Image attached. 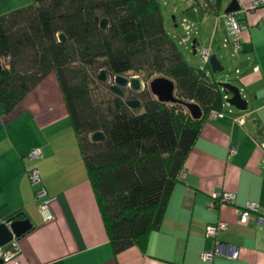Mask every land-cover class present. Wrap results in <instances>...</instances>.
I'll use <instances>...</instances> for the list:
<instances>
[{
    "label": "crops",
    "instance_id": "1",
    "mask_svg": "<svg viewBox=\"0 0 264 264\" xmlns=\"http://www.w3.org/2000/svg\"><path fill=\"white\" fill-rule=\"evenodd\" d=\"M158 1L161 9L168 5L173 12L181 3ZM230 1L225 5L222 0L215 14V36L205 45L220 60V48L230 46L225 42L229 29L224 12ZM237 1L236 12L246 27L240 34L241 49L231 60L239 82L234 84L247 100V109L224 101L221 111L204 117L161 223L149 230L142 244L115 251L56 72L43 77L10 111L0 102V222L21 211L20 219L29 218L33 225L15 238L20 264H264V221L251 213L242 222L239 213L249 202L264 212V5ZM198 44L195 38L193 50ZM36 147L41 156L30 159L27 153ZM32 167L39 169L42 186L53 197L54 217L48 221L38 209V186L28 177ZM213 193L233 197L216 200L211 208L207 203ZM218 220L227 228L215 237L206 236V225ZM231 248L238 251L237 258L229 256ZM217 249L221 253L211 260L202 258ZM9 263L0 259V264Z\"/></svg>",
    "mask_w": 264,
    "mask_h": 264
},
{
    "label": "trees",
    "instance_id": "2",
    "mask_svg": "<svg viewBox=\"0 0 264 264\" xmlns=\"http://www.w3.org/2000/svg\"><path fill=\"white\" fill-rule=\"evenodd\" d=\"M221 2L212 3L216 11ZM203 12L187 7L184 16L197 21ZM93 68L112 76L148 68L149 74L174 81L179 100L150 98L143 112H135L91 75ZM51 71L61 84L115 251L142 244L161 223L204 117L222 110L220 81L208 64L197 67L185 58L158 0H32L1 14L0 102L5 111ZM190 101L201 107L199 119L185 109ZM97 131L104 137L94 140ZM23 216L16 211L6 220Z\"/></svg>",
    "mask_w": 264,
    "mask_h": 264
},
{
    "label": "rangeland",
    "instance_id": "3",
    "mask_svg": "<svg viewBox=\"0 0 264 264\" xmlns=\"http://www.w3.org/2000/svg\"><path fill=\"white\" fill-rule=\"evenodd\" d=\"M209 1L189 0L188 2L189 4H188L187 0H180L181 3L174 12L172 9L169 8L168 5H162V11L164 13L165 24L168 31L177 42V45L181 50V52L184 54L185 58L192 65L197 67H202L205 65L204 61L200 56V51L203 48V46L208 44L207 41L210 38V36L212 38H214L215 36L214 34H212V30L214 28L213 25L215 21V14H217L219 10L216 11V9H214V6L212 5L214 0H209ZM224 2H225L224 4L226 5L228 3V0H224ZM30 3H32V0H0V15L12 11L16 8L29 5ZM192 5L196 7V10L198 9V7L203 9L204 12L207 13L205 15L207 16V18L201 17L200 21L198 20L195 21V23L192 24V33L190 34L189 37L190 39L184 43H181L180 42L181 39L187 36L186 30L182 27L181 17L184 15L183 14L184 9H186L187 7H191ZM175 20L179 25L175 26L176 23ZM220 28H221V20H220ZM195 38H198L199 44L196 47L197 51L194 53L192 45ZM216 38L217 39L215 42H219L220 41V40L218 41L219 36H216ZM231 56H232V49L230 46H227L225 48H220L219 57L221 58L222 63L224 65V70L222 72H217L216 74L214 73V77H216V79L218 80H220L221 78L227 81L229 80L233 82V84L234 83L239 84V82L236 79L238 75L234 72V63H232ZM89 71L91 75L94 76L99 82H102L106 85H110L114 83V76L110 75L104 68L101 69L93 68V69H89ZM102 71H105L106 73V79L104 80L99 78V75ZM149 73L150 71L148 68H143L140 69L139 71H129L124 74L129 77L136 76L142 82V87L140 90H134L130 86L123 88L124 94L122 95V97L125 100L128 99L140 100L141 105L137 108H133L135 112H143L144 111L143 102L150 98L156 97L152 93L149 83L151 82L152 79L163 75L159 73H152V74ZM175 95L178 96V91L176 88H175ZM185 109L188 110L187 107H185Z\"/></svg>",
    "mask_w": 264,
    "mask_h": 264
},
{
    "label": "built area",
    "instance_id": "4",
    "mask_svg": "<svg viewBox=\"0 0 264 264\" xmlns=\"http://www.w3.org/2000/svg\"><path fill=\"white\" fill-rule=\"evenodd\" d=\"M264 5V0H254L252 2V7H257ZM225 17L227 19L228 24V35L225 39V42H228L230 44L232 49V56L238 54V52L241 49L242 43L240 40V34L242 30L246 27L245 23H243L239 17L236 11L229 12L225 14ZM182 21V27L186 30V37H183L181 39V43L186 42L190 34L192 33V24L188 17L183 16L181 18ZM262 23L264 25V17L262 19ZM227 44V43H226ZM226 44L223 45V47L226 46ZM211 55V49L208 46H204L200 51V56L205 64H208L209 57ZM238 71V69H236ZM227 97V95H224V100ZM217 112V111H215ZM241 121V119H240ZM264 146V143H263ZM27 156L30 159H37L41 156V150L40 148H32L27 153ZM264 160V158H263ZM181 176V172L178 175V178ZM28 177L34 186H38L35 189V195L37 198H41L38 209L40 212V215L44 221L51 220L54 217L53 210L51 208V201L53 197H49L47 194V190L44 186H42V178L40 175V171L37 167H32L28 171ZM232 195L228 193L217 194L213 193L211 200L208 201V206L211 208H214L217 201L216 200H223L230 201L232 199ZM240 221L246 222L248 218L250 217L251 213H258L261 216V219L264 221V212L259 211V207L257 204L253 202L247 203L243 208L240 209ZM227 228V223L225 221L218 220L215 223L207 224L205 228V235L208 237H215L219 232L225 230ZM18 245L16 242V239L14 238L10 242H8L6 245L0 246V259H3L6 262H10L9 264H20L19 260L16 258L18 255ZM221 253L220 249H217L214 251L205 252L202 254V258L205 260H211L215 254ZM230 257L237 258L238 257V251L234 248H231Z\"/></svg>",
    "mask_w": 264,
    "mask_h": 264
},
{
    "label": "water",
    "instance_id": "5",
    "mask_svg": "<svg viewBox=\"0 0 264 264\" xmlns=\"http://www.w3.org/2000/svg\"><path fill=\"white\" fill-rule=\"evenodd\" d=\"M239 9L240 6L238 1L231 0L224 9V12L229 13ZM106 23L107 20L102 19L100 24L101 26H105ZM62 37L63 34H60L59 38L61 39ZM195 52L196 51L194 50V53ZM208 65L213 73L224 70V65L217 57L216 53H212L210 55ZM99 78L103 80L106 79L105 71L100 73ZM219 83L222 86L225 95H227L225 101L229 105L234 106L238 110L247 109V100L242 96L240 88L237 85L228 81H220ZM149 84L152 93L158 100L162 102H176L179 100L175 95V83L172 79L166 76H159L152 79ZM127 86H130L134 90H140L142 82L136 76L129 77L124 74H116L114 75V83L110 84V90L117 95L122 96L124 94L123 88ZM126 103L131 108H137L141 105V102L138 99H128ZM185 105L194 119H199L202 116V109L196 102H185ZM103 137L104 134L101 131H97L92 134V138L94 140H99ZM32 226L33 225L29 218L0 222V246L6 245L14 238H19L22 234L30 230Z\"/></svg>",
    "mask_w": 264,
    "mask_h": 264
}]
</instances>
